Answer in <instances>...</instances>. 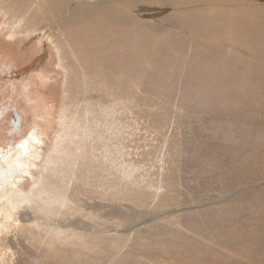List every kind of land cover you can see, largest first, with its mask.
<instances>
[{
    "label": "rangeland",
    "instance_id": "rangeland-1",
    "mask_svg": "<svg viewBox=\"0 0 264 264\" xmlns=\"http://www.w3.org/2000/svg\"><path fill=\"white\" fill-rule=\"evenodd\" d=\"M41 1L0 0V264H264V0Z\"/></svg>",
    "mask_w": 264,
    "mask_h": 264
},
{
    "label": "bare ground",
    "instance_id": "bare-ground-1",
    "mask_svg": "<svg viewBox=\"0 0 264 264\" xmlns=\"http://www.w3.org/2000/svg\"><path fill=\"white\" fill-rule=\"evenodd\" d=\"M32 1V0H31ZM43 1V0H42ZM41 1V2H42ZM47 2V10H44V12H43V14H42V17H44L43 19L44 20H46V21H49V19L50 18H53V21L55 22V23H57L58 22V20H57V18L60 16V15H62L65 11H66V9H67V7H68V4H70V1L72 2L73 0H44L43 2ZM108 4L110 3V2H112V0H105ZM118 1V0H117ZM130 1V0H129ZM138 1V0H137ZM37 2V1H36ZM76 2H77V0H76ZM80 2V1H79ZM101 2V1H100ZM113 2L115 3V1L113 0ZM10 3V2H9ZM17 3H18V1H17ZM38 3H40V2H38ZM83 3V2H82ZM97 3H99V2H97ZM103 3V2H102ZM32 4H35V3H32ZM42 4V3H41ZM74 4H76V3H74ZM73 4V5H74ZM80 4H81V2H80ZM122 4V3H121ZM120 4V5H121ZM130 4V3H129ZM145 4H147V3H145ZM76 5H78V4H76ZM155 5V4H154ZM36 6H38V4L36 5ZM83 6V5H82ZM122 6V5H121ZM124 6H125V4H124ZM132 7H133V5H131ZM147 6V5H146ZM34 7V6H33ZM105 7H107V8H105L106 9V11L101 15V16H98V17H100V19L98 20V21H102V22H110V23H119V22H122V23H126L127 21H129V20H127V19H129L130 17H125V15L123 14V12H122V14H121V10H122V8H120V9H117V8H115L114 6H112V4H109V5H107V6H105ZM132 7H130V8H132ZM32 8V7H31ZM37 8V7H36ZM35 8V9H36ZM109 8H110V11H108L109 10ZM126 8H127V6H126ZM134 9H135V6L133 7ZM34 9V8H33ZM32 9V10H33ZM78 9H80L81 10V7H79V8H77L76 10H75V7H73V9H72V14H70V15H75V14H77V12L79 11ZM88 10H89V8H88ZM98 10H100V9H96V6H92V10H91V12H92V14L89 16V14H88V16H89V18H88V20H91L92 18V16H93V14H95L94 12H96V11H98ZM133 10V9H132ZM134 11V10H133ZM11 12V11H10ZM82 12V11H81ZM100 12V11H99ZM106 12H108L109 13V16L108 15H106ZM139 12V11H138ZM37 13V12H36ZM42 13V12H41ZM79 13V12H78ZM136 13V12H135ZM141 13V12H140ZM11 14V13H10ZM30 14V13H29ZM45 14V15H44ZM80 14V13H79ZM101 14V13H100ZM128 15H129V13H127ZM126 14V15H127ZM132 14V13H131ZM131 14L129 15V16H131ZM148 14V13H147ZM146 14V15H147ZM151 14V13H150ZM37 15H39V14H37ZM82 15V14H81ZM134 15V14H133ZM194 15V14H193ZM26 16V14L25 13H23V14H21L19 17H25ZM41 16V15H40ZM68 16V15H67ZM80 16V15H79ZM84 16V14L82 15V17ZM135 16V15H134ZM149 16V15H148ZM147 16V17H148ZM73 17H78L77 15L76 16H73ZM144 17L146 18V16H145V14H144ZM195 17V16H194ZM36 18V17H35ZM70 18V17H69ZM74 18V20H76ZM86 18V17H85ZM137 18V17H136ZM79 20H80V17L78 18ZM73 20V19H72ZM138 20V19H137ZM142 20V19H141ZM140 20V21H141ZM81 21H84L83 19L81 20ZM86 21V20H85ZM84 21V22H85ZM130 21H132V20H130ZM71 22L72 21H70L69 19H66V20H64V21H60L59 22V24H58V26H60V28H67V27H69L70 25L72 26L73 24H71ZM133 22V21H132ZM143 22V21H142ZM141 23V22H140ZM139 23V24H140ZM103 24V23H102ZM137 24L136 23V25H138V26H142V24ZM29 25V24H28ZM80 25H82V24H80ZM86 25H87V23H86ZM110 25V24H109ZM130 25H132V24H130ZM133 25H135V24H133ZM85 26V25H84ZM111 26V25H110ZM144 27H145V25H143ZM25 27H27V25H25ZM31 27H32V25H31ZM73 28V27H72ZM74 28H76V30H74V31H68V34H66L63 38L65 39V41L66 40H77V41H79L78 39H80L79 37H77L76 35H75V31H76V33L77 32H82L81 30H77V27H74ZM73 28V29H74ZM84 28V27H83ZM28 28H25V31L27 30ZM58 29H59V27H58ZM122 29V28H121ZM125 30V29H124ZM153 30V29H152ZM95 32V31H94ZM60 40V39H59ZM62 40V39H61ZM60 40V41H61ZM76 41V42H77ZM67 42V41H66ZM58 43V42H57ZM57 43H55V44H57ZM69 43H71V42H69ZM56 46V45H55ZM69 46V45H68ZM57 47V46H56ZM77 47V46H76ZM75 47V48H76ZM58 48V47H57ZM72 48V47H71ZM79 48V47H78ZM59 49H61V47L59 48ZM110 50H112L111 48H109ZM79 50V49H78ZM60 51V50H59ZM68 51V50H67ZM73 51V50H72ZM77 52V51H76ZM62 53V52H61ZM111 53V52H110ZM66 54V53H65ZM72 54L74 55L75 54V50H74V53L72 52ZM63 55V54H62ZM64 56V55H63ZM76 57V56H75ZM113 57V56H112ZM111 57V58H112ZM76 58H78V57H76ZM111 58H109V60H111ZM33 132H35V131H33ZM32 135V134H31ZM30 135V136H31ZM32 137V136H31ZM30 137V138H31ZM33 137H35V136H33ZM38 137V136H37ZM34 139V138H33ZM39 140V139H38ZM37 140V141H38ZM31 141V140H30ZM42 141V140H41ZM38 143V142H37ZM40 144V143H39ZM42 144V143H41ZM31 144L29 143V142H25V143H23V144H20V147L21 148H23L24 147V151L23 150H21V152L19 153L18 152V154H17V156H15V158H13L12 157V159H14V160H11L12 161V163H13V167H15V166H18V165H20V159H17V157H20L21 156V153H25L26 152V150L29 148V146H30ZM38 145V144H37ZM31 149V148H30ZM17 150V149H16ZM23 151V152H22ZM8 153V152H7ZM9 153H10V151H9ZM31 155V154H30ZM21 158V157H20ZM33 158V157H32ZM17 159V160H16ZM22 159V158H21ZM23 164H21V166H22ZM13 172H11V171H9L7 174H12ZM14 174V173H13ZM14 176H12L11 178H5V175H4V173L3 172H0V184L2 185V186H4L5 184L6 185H8V184H10V182L11 181H9L10 179H12ZM4 190H3V194H4ZM3 194H1L0 193V198L3 196Z\"/></svg>",
    "mask_w": 264,
    "mask_h": 264
},
{
    "label": "water",
    "instance_id": "water-1",
    "mask_svg": "<svg viewBox=\"0 0 264 264\" xmlns=\"http://www.w3.org/2000/svg\"><path fill=\"white\" fill-rule=\"evenodd\" d=\"M12 123H14L13 128H18L20 119L15 115V117L12 119Z\"/></svg>",
    "mask_w": 264,
    "mask_h": 264
},
{
    "label": "flooded vegetation",
    "instance_id": "flooded-vegetation-1",
    "mask_svg": "<svg viewBox=\"0 0 264 264\" xmlns=\"http://www.w3.org/2000/svg\"><path fill=\"white\" fill-rule=\"evenodd\" d=\"M13 125H14V123H12V121H11V128L13 129V130H18V128H19V126H20V123H19V125H18V128H13Z\"/></svg>",
    "mask_w": 264,
    "mask_h": 264
}]
</instances>
